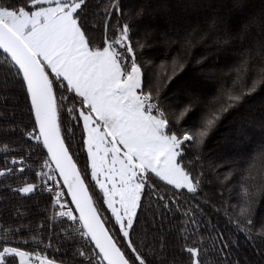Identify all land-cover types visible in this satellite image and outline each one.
<instances>
[{
    "label": "trees",
    "instance_id": "16d2710c",
    "mask_svg": "<svg viewBox=\"0 0 264 264\" xmlns=\"http://www.w3.org/2000/svg\"><path fill=\"white\" fill-rule=\"evenodd\" d=\"M150 1L153 0H115L122 12L113 9L109 15L106 9L112 0H86L80 13L82 27L92 46L101 47L105 35L114 39L117 29L128 23L133 46L137 42L143 45L136 49L143 90L151 88L155 96L159 89V103L168 115L169 130L198 128L209 101L224 88L232 87L235 70L246 57H251L253 67L264 64V30L255 24L245 30L251 20H264V0H155L154 5ZM141 10L142 14L137 15ZM255 78V72L250 71L247 86ZM258 93L264 108L261 84L255 93L223 113L203 143L189 141L182 146L181 163L201 181L196 193L177 190L150 174L131 230V240L147 264H191L186 247L200 249L203 264H264V235H258L264 231V158L253 160L264 144V111L256 107L253 99ZM61 96L68 99L61 100ZM56 97L64 143L110 234L134 260L90 176L84 128L78 118L79 98L59 84ZM190 102L192 111L177 124L180 112ZM73 106L77 111L69 114ZM30 107L21 75H16L10 59L6 62V55L0 51V171L13 169L0 176V249L19 247L64 264H87L85 258L74 253L79 248L95 260L90 242L72 233L76 226L73 222L54 218V213L70 206L69 201H61L63 209L54 205V195L42 190L44 178L37 179L38 172L56 176L43 167L48 156L41 141L27 135H38ZM48 181L58 183L57 178ZM26 183L40 187L33 193L21 194L17 189ZM244 188L248 190L247 197L242 194ZM245 207L249 213L241 215ZM249 217L251 225L247 224ZM241 226L245 231L240 230ZM161 237L165 244L162 252ZM15 263L9 258L8 264Z\"/></svg>",
    "mask_w": 264,
    "mask_h": 264
},
{
    "label": "snow or ice",
    "instance_id": "6c2138e0",
    "mask_svg": "<svg viewBox=\"0 0 264 264\" xmlns=\"http://www.w3.org/2000/svg\"><path fill=\"white\" fill-rule=\"evenodd\" d=\"M84 7L86 0H0V49L7 54L6 62L10 58L16 75H22V83L30 99V111L39 133L27 135L38 142L42 141L48 155L43 167L59 173L75 205L74 211L79 213L77 217L69 209L54 213V218H66L73 222L76 226L72 228V233L93 243L98 249L94 253L95 260L79 248L74 256L85 258L87 264H96L97 261L99 264H147L131 240V230L140 206L141 193L148 186L150 174L177 190L186 189L189 193H196L201 181L181 163L182 146L189 141L203 143L223 113L238 105L245 96L255 93L264 84V64L253 67L251 57H246L235 70L232 87L224 88L209 101L198 128L170 131L168 115L159 103V89H156L155 96L151 88L146 92L143 90L142 68L136 56V49L143 45L137 42L133 46L130 25L125 23L117 29L118 34L114 39L105 35L103 45L93 47L81 23L80 13ZM113 9L117 13L122 12L115 0L106 9V14L110 15ZM218 19L215 18L213 24ZM250 24L264 30V20L253 19L246 23V31ZM261 47L264 48V43H261ZM161 69L166 75L164 65H161ZM250 71L255 72L256 78L251 86H247L246 77ZM57 84L79 98L78 118L83 120L86 133L84 143L91 178L103 194V203L115 218L119 234L127 241V248L134 255V260L121 250L110 234L65 146L58 121L60 104L56 97ZM66 99L68 97L61 96V100ZM192 109L193 103L190 102L180 112L177 124ZM74 111H77L75 106L68 109L69 114ZM4 150H7V146H4ZM257 158H264V144L254 154L253 160ZM52 164L55 169H52ZM12 171H0V176ZM36 175L37 179L44 178L41 180L42 190L52 191L47 181L56 178L49 172H38ZM38 187L39 184L26 183L17 191L27 195ZM242 194L247 197V188L243 189ZM62 195L63 192L57 191L53 197V204H59L61 209L65 207L61 203ZM160 199L165 200V197L161 196ZM168 206L165 202L164 207ZM247 213L249 208L241 209V215ZM252 223L249 217L247 224ZM240 230L245 231L243 226ZM258 235H264V231ZM164 247L161 237V252ZM184 250L190 254L191 264H203L200 249L186 247ZM9 258H18L19 264H64L62 260L39 252L29 253L19 247L4 246L0 250V264H8Z\"/></svg>",
    "mask_w": 264,
    "mask_h": 264
},
{
    "label": "water",
    "instance_id": "95a60500",
    "mask_svg": "<svg viewBox=\"0 0 264 264\" xmlns=\"http://www.w3.org/2000/svg\"><path fill=\"white\" fill-rule=\"evenodd\" d=\"M0 51L3 52L2 49H0ZM4 54H5V53H4ZM5 55L7 56V54H5ZM9 59H10V58H9ZM21 77H22V75H21ZM29 100H30V99H29ZM34 119H35V118H34ZM37 132L39 133L38 128H37ZM41 143H42V141H41ZM65 146H66V145H65ZM44 149H45V148H44ZM45 151H46V153H47V149H45ZM69 155H70V153H69ZM47 156H48V155H47ZM70 156H71V155H70ZM72 160H73V158H72ZM73 162H74V161H73ZM51 167H52V169H55V165H54V164H52ZM77 169H78V168H77ZM54 175L56 176V178H57L58 181L60 182L61 186L63 187V189H64V191H65V193H66V195H67V198H68V200H69V202H70V205L72 206L73 210H75V205L72 204V202H71V196L67 194V188L63 186V180L59 178V173H58V172H54ZM85 185H86V184H85ZM74 213H75V215H76L77 217L79 216V213H78V212H75V211H74ZM90 244L92 245V247H93V249L95 250V252H98V249L95 248V245H94L93 243H90Z\"/></svg>",
    "mask_w": 264,
    "mask_h": 264
},
{
    "label": "built area",
    "instance_id": "2783aa9c",
    "mask_svg": "<svg viewBox=\"0 0 264 264\" xmlns=\"http://www.w3.org/2000/svg\"><path fill=\"white\" fill-rule=\"evenodd\" d=\"M47 186H48L49 188L52 189V191H49V192H51L54 196H55V193H56L57 191H61V192H63L64 195L61 196V201H66V200L68 201V199H67V195H66V193H65V191H64V189H63V187L61 186V184H60L59 182H58V183H53V182H51V181H48V182H47ZM68 203H69V202H68ZM69 204H70V203H69ZM69 209L73 210L71 205L65 207V209H64L63 211H67V210H69Z\"/></svg>",
    "mask_w": 264,
    "mask_h": 264
},
{
    "label": "rangeland",
    "instance_id": "374dc122",
    "mask_svg": "<svg viewBox=\"0 0 264 264\" xmlns=\"http://www.w3.org/2000/svg\"><path fill=\"white\" fill-rule=\"evenodd\" d=\"M151 5H154L155 0L150 1ZM261 95V93H258L253 99L256 102V107L259 109H262L264 111V108L260 105L262 103V101H259V96ZM1 250V249H0ZM16 263L15 264H19V260L18 258L15 259Z\"/></svg>",
    "mask_w": 264,
    "mask_h": 264
},
{
    "label": "crops",
    "instance_id": "0c3cea01",
    "mask_svg": "<svg viewBox=\"0 0 264 264\" xmlns=\"http://www.w3.org/2000/svg\"><path fill=\"white\" fill-rule=\"evenodd\" d=\"M82 120V119H81ZM82 125H83V120H82ZM84 128V127H83ZM86 139V133L84 132V140ZM84 147H85V151H86V156H87V159H88V164H89V170H90V176H91V167H90V162H89V158H88V152H87V146L85 145L84 143ZM95 183V181H94ZM96 184V183H95ZM97 186V185H96ZM98 190L100 191L99 187L97 186ZM101 193V192H100ZM102 197H103V194L101 193ZM106 207V210L111 214V211L109 209H107V206L104 205ZM114 218V217H113Z\"/></svg>",
    "mask_w": 264,
    "mask_h": 264
}]
</instances>
